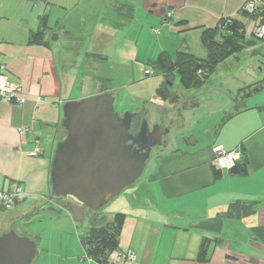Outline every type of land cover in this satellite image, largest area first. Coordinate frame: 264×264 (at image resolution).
Masks as SVG:
<instances>
[{"label":"crops","instance_id":"1","mask_svg":"<svg viewBox=\"0 0 264 264\" xmlns=\"http://www.w3.org/2000/svg\"><path fill=\"white\" fill-rule=\"evenodd\" d=\"M246 2L0 0V62L8 79L21 84L26 100L24 105L0 101V191L18 184L25 192L13 210L0 208V232L48 212L57 230L71 235L78 222L49 200L52 159L66 131L62 126L65 103L110 92L127 102L142 103L139 111L156 107L161 112L163 101L156 91L165 76L157 75L149 63L163 52L172 58L179 51L206 58L203 30L215 28L221 20L243 24L250 36L256 20L242 13ZM170 11L174 15L167 18ZM39 32L47 44L34 42ZM260 65L264 66V41L220 66L242 71L248 82L245 87L253 89L264 80V68L261 76L256 72ZM149 68L154 75L145 74ZM227 80L225 76L223 81ZM258 88L257 93L264 90ZM229 92L219 95L224 103L213 112L221 119L212 129L219 134L224 121L236 119L243 122L241 129L197 150H191L195 141L187 140L191 147L181 149L168 138V155L158 160L141 184L133 185L132 198L121 210L104 214L107 222L118 213L126 215L120 249L109 264H264V102L242 100L244 105L234 112L237 98ZM194 103L191 108L199 109V103ZM227 112L229 118L223 116L226 120L220 122ZM20 127L27 133L20 134ZM36 140L43 153L32 156ZM218 148L242 150L240 162L246 164L247 173L221 172L215 179L212 167ZM230 210L236 215L227 216ZM204 238L209 240L208 262L198 259ZM46 247L43 250L39 243V252L53 256ZM57 248L54 256L66 248L73 264H100L89 261L87 253L84 257L82 240L75 237L69 244L59 241ZM128 251L134 252L135 260L123 258Z\"/></svg>","mask_w":264,"mask_h":264},{"label":"water","instance_id":"2","mask_svg":"<svg viewBox=\"0 0 264 264\" xmlns=\"http://www.w3.org/2000/svg\"><path fill=\"white\" fill-rule=\"evenodd\" d=\"M115 101L112 93L104 92L68 101L62 108L66 137L57 144L52 159L49 200L72 197L82 204H60L77 222L84 221L87 212L98 213L134 185L152 149L163 143L160 127L151 131L146 120L135 134L138 114L120 115ZM38 254L39 243L31 236L13 228L0 232V264H33Z\"/></svg>","mask_w":264,"mask_h":264},{"label":"rangeland","instance_id":"3","mask_svg":"<svg viewBox=\"0 0 264 264\" xmlns=\"http://www.w3.org/2000/svg\"><path fill=\"white\" fill-rule=\"evenodd\" d=\"M241 59L243 60L244 57L242 56ZM238 66L241 65L239 64ZM230 68L231 67H228L227 69L225 66L218 67L217 72L211 77L210 81L205 86H203L201 89H193L191 91L185 90L181 87L179 77L177 74H175L173 76L172 89L184 92V98L187 97L188 100H190L189 102L197 101L199 103V109L195 110L191 107H185L181 102H175V104H172L168 101L163 102L160 104L161 112L156 110V107L147 110L149 113L144 120H146L149 129L154 130V128L157 126L165 127L166 131H168V138L171 139V145L174 146L176 143H178L181 146V149L191 147L188 145V141H195V145L191 148V150L205 149L207 146L209 147L213 145L220 135L224 137H231L233 132L242 128L241 124L243 122L239 119H236L233 120L232 123L227 124V122H230V120L227 122L224 120L229 118V112H227V114H222V121L220 120V122L224 121L226 124H224L223 127L225 125L226 126L224 129L222 127L221 133L215 134L214 130L212 129V126L216 125L218 120L221 119V115H219V117L215 116L216 112H213L214 110H218L219 105L224 103L221 99L222 96H220L221 100L218 99L219 95H224V91H230L231 97L233 96V99L237 98V101L232 104L233 110L230 108L235 112L237 108L244 105L243 101L247 102V104L252 103L253 100L257 99H260V101L264 102V90L257 93V88L261 86L264 87V84L259 82L257 83V87H254L253 89L247 88L245 87V85L248 83L245 82L247 78L242 75V71L237 69L230 70ZM261 68H264V66L260 65L259 69L256 71L258 76L262 75L260 72ZM158 74L159 72H157V75ZM225 76L228 78L227 81H223ZM217 82H225V84L217 85ZM245 95L248 98H246V100L244 98ZM115 97L116 111L122 116L127 112L136 113L142 106V103L127 102L125 99L123 100V97L119 96V93H115ZM178 99L180 100V97ZM223 116L226 119H224ZM138 124L139 122L137 121L134 125ZM140 124H142V121ZM219 128L220 127H218V129ZM65 135L66 132L63 131L62 138H65ZM165 155H168V144L154 150L151 158L147 162V166L143 175L135 183L136 186L142 183L141 181H143V179L148 176L151 168L157 164L161 157ZM132 188L133 185L126 188L118 197L114 198L106 207L100 210L96 215L97 219L104 220V214L111 212L112 210H121V207L124 206L125 201L132 198ZM143 194H146V192ZM54 224L55 219H53L48 212H42L40 215L35 216L27 222L25 220L17 222L14 228L15 231H17L20 235L31 236L36 241V235L39 236L38 241L40 243V247L44 250L46 245L47 249L50 248L49 253L53 254V256L50 255L49 257H45L46 255L44 253L39 252L33 264H64V262L67 261L68 264H73L74 260L72 259V255L66 248L63 249L61 254L58 253L57 256H54L58 249L57 245L59 241H64L66 244H69V240L72 237H75L79 242L84 236V233L90 227L89 219L86 218V220L76 224L78 228L72 231L70 235L68 232H61L57 230ZM84 253V257H86V252L84 251ZM46 259H49V262H46Z\"/></svg>","mask_w":264,"mask_h":264},{"label":"trees","instance_id":"4","mask_svg":"<svg viewBox=\"0 0 264 264\" xmlns=\"http://www.w3.org/2000/svg\"><path fill=\"white\" fill-rule=\"evenodd\" d=\"M242 13L256 20V16L243 10ZM33 40L39 44H47L44 40V34L41 32L34 34ZM259 42L261 40L256 39L253 33L250 36L247 35L246 26L243 24L235 20H221L215 28L203 30L202 43L207 50L206 58H199L188 51H179L175 58H172V56L163 52L154 62L149 63L152 68L165 76V82L157 89L156 96L163 102H166L172 96L173 89L169 83L173 82L175 74L178 75L180 85L185 90L201 89L226 60L239 55L247 47ZM262 83L264 84V80ZM191 105L193 106L195 103L192 102L188 107H192ZM212 170L215 179L221 177L222 173L215 165H213ZM231 172L235 175H244L247 173V166L239 161ZM97 214L90 212L87 215L86 218L89 219L90 227L81 240L90 258L100 264H109L112 262V255L120 249L119 238L126 215L118 213L111 221L107 222L106 220L97 219ZM234 215H236L234 210L227 213L229 217ZM208 242L207 238H204L202 242L198 257L201 262L209 261Z\"/></svg>","mask_w":264,"mask_h":264},{"label":"built area","instance_id":"5","mask_svg":"<svg viewBox=\"0 0 264 264\" xmlns=\"http://www.w3.org/2000/svg\"><path fill=\"white\" fill-rule=\"evenodd\" d=\"M32 2H39L41 0H31ZM243 11L250 15L256 16L255 26L253 29V36L261 41H264V0H247ZM173 11L168 12L167 18H172ZM159 34L157 30L154 31ZM146 75H154V71L149 68L145 71ZM23 88L17 82H11L6 73V66L0 62V101L12 103L17 105H24L26 100L23 97ZM20 134H26L28 129L20 127L18 129ZM214 165L221 172H231L237 163L243 158V152L240 149L233 151H226L223 148L216 149ZM43 153L41 142L36 140V148L31 153L32 156H39ZM25 198V192L22 186L16 184L11 190L0 191V208L5 211L13 210ZM125 260H135L133 251H128L123 254ZM89 261H93L87 255Z\"/></svg>","mask_w":264,"mask_h":264},{"label":"flooded vegetation","instance_id":"6","mask_svg":"<svg viewBox=\"0 0 264 264\" xmlns=\"http://www.w3.org/2000/svg\"><path fill=\"white\" fill-rule=\"evenodd\" d=\"M169 85H170V83H169ZM172 86V85H171ZM180 92H182V91H179V90H173V94H172V96L167 100L168 102H170V103H172V104H175V102H181V103H183L184 104V106L185 107H188L189 106V104H191L192 103V101L191 102H189L190 100H188V98L186 97V98H184L185 97V93L184 92H182V93H180ZM178 94V95H177ZM180 97V100L178 99ZM182 99V100H181ZM175 100V102H173ZM166 101V102H167ZM137 114H138V117H137V121L139 122V124L138 125H135L134 126V133L136 134L137 132H138V130H139V128H140V123H141V121H143L144 119H145V117L147 116V114L149 113L147 110H145V109H143V110H140V111H138V112H136ZM136 121V122H137ZM160 127V126H159ZM151 131H153V130H151ZM158 135H162V146H156V147H154L153 149H152V153H151V156H152V154H153V152H154V150L155 149H157V148H161V147H163V146H166L167 144H168V131H166V128L165 127H160V130L158 131ZM155 143L156 142H158V140H156V141H154ZM67 200H68V202H67ZM53 202H59L58 204H62V203H64V204H66V205H68V204H75V205H77V206H81V207H83V205L82 204H80L78 201H76L74 198H72V197H63V198H55L54 200H53ZM87 210V209H86ZM87 214H89V212H87Z\"/></svg>","mask_w":264,"mask_h":264}]
</instances>
